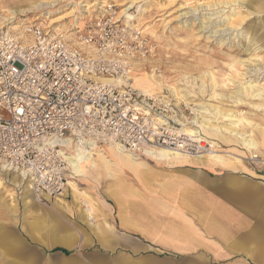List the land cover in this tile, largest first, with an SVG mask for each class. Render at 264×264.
Wrapping results in <instances>:
<instances>
[{"label":"built area","instance_id":"1","mask_svg":"<svg viewBox=\"0 0 264 264\" xmlns=\"http://www.w3.org/2000/svg\"><path fill=\"white\" fill-rule=\"evenodd\" d=\"M139 33L112 15L86 27L82 46L33 21L0 26V166L55 197L66 187L65 157L76 146L118 143L146 155L182 144L181 105L126 80L133 59L147 51ZM194 148L190 155L199 154Z\"/></svg>","mask_w":264,"mask_h":264},{"label":"rangeland","instance_id":"2","mask_svg":"<svg viewBox=\"0 0 264 264\" xmlns=\"http://www.w3.org/2000/svg\"><path fill=\"white\" fill-rule=\"evenodd\" d=\"M74 1L75 3H88L91 7L82 12L84 18L79 22L81 27L78 31L76 29L72 31V34L68 33L63 35L67 40L77 41L86 27L96 20V17H107L108 15L117 18L119 23L125 26L128 31L137 28L138 32L141 31L139 33L140 39L146 43L147 51L143 57L133 59V62L137 63L132 75V80L134 81L133 86L142 92L148 93L149 91H153L155 94L168 95L175 104H180L188 122L186 127L183 126L179 128L178 131L180 133H183V131H185L184 129L196 130L201 127L199 122H196L197 124L199 123V127H195L197 124L194 123V120L202 116L201 113L196 111L202 110L203 108L210 109L211 106L209 107V103L221 106L228 111L243 110L245 113H252L254 115L253 117H255V121L264 125V112L256 111L248 105H236L231 102L232 99H229L230 101L220 100V97L214 96L211 98L210 96L212 92L210 87L213 86V83L217 85L216 89L218 92L227 93L229 95L235 89L233 85L228 82V78L243 80L240 75H238L237 71L239 70L240 72L243 70V66L240 65L239 59L246 56L248 52L245 51V45L248 41V38H243L245 33L248 32L246 35L248 37H254L256 43L253 47H259L261 49V54L259 55H264V26L260 24L264 20V0H253V5L257 6L258 4L261 6L259 11H254L251 7H244V5L238 8V11L246 14L247 17L244 19L242 25L236 27V30L232 32L233 34L229 33L225 35L227 38L230 36V39H228L230 43L223 45L218 44L220 36L207 32L210 27H200L198 20L202 17V13H211L216 8L217 10L224 8L226 12L228 7H222L220 5L219 7L198 8L199 5L207 2V0H64L60 1L54 8L26 10L22 13H18L15 18L9 19L8 21L13 20L16 23L33 21L35 23H40L41 26L53 32L55 31V27H63V24L68 25V23L73 24L77 15L80 16V14L77 12L75 15L61 21V23L49 26L47 23L48 19L45 18L44 12L46 10H51L55 13H57V11H62L61 13H63L69 9V3ZM131 1L133 2L132 6L128 8L127 13L133 16L136 15L137 17L134 20L126 19V13L123 10ZM208 2H210V0H208ZM16 4H18V0H0V17L3 16L7 18V12L4 9ZM143 7L146 8L144 12L141 10ZM232 7L233 6H231V8ZM208 15L207 13L206 16ZM218 15L220 14L212 15V19L210 20L217 21L219 19L216 18ZM196 16H198V19L195 20ZM185 20L186 22L183 24ZM5 23H7V21L3 24ZM10 25L11 23L5 25V27H9ZM60 29L66 31L64 28ZM237 30L239 33L242 31L243 33L235 37L234 35ZM236 42L240 45L238 48L234 49L235 47L232 48L231 46ZM253 42L254 41L251 43ZM262 76L264 77V73L260 75V77ZM260 81L264 82V79L262 78ZM170 86L178 91L185 89L184 91L186 92V89H188L187 91H189L191 96L182 97L181 95L185 93L184 91L175 93L176 91L173 92L174 90L169 89ZM205 87V91L202 92L204 94H202L200 89ZM262 89L264 90V85ZM226 98L227 97H225V99ZM195 102L201 103V106L193 107L192 103ZM254 102H257V100ZM224 123L221 122L219 125ZM239 128L244 130L249 129L245 125H240ZM200 130L205 129L200 128L198 131ZM183 135L185 136V134ZM208 135L209 134L204 133L207 141H213L214 146H212V148L207 146L209 149L206 150L223 151L224 155L233 154L234 160L239 161L238 159H240L245 168L246 165L244 163L254 169L264 170L263 148L253 152L255 154L253 155L234 140L231 142H223ZM200 154H203V152L197 155ZM247 169L254 174L252 170L249 168ZM12 174L13 173L4 174V171L0 170V264H28V261L29 264H63L65 258L57 249L67 251L70 257H91L92 253L90 250H96V248L90 244L92 243L90 237L94 234L95 236H99V212L97 213V218H95L96 216L94 215L93 208L91 213L93 222L90 218L79 215L77 205L74 203V197L70 190L67 191V196L64 195L65 190L62 194L66 196L69 205H71L70 211L67 212L66 215V212L54 207L49 201L34 193L30 195L32 198L31 202L25 205L22 197L24 195L23 184H14L11 180ZM125 174L126 172L119 173L118 178ZM102 175L106 177L104 172ZM93 178L94 177L84 179L78 177L74 180L77 182L76 184L79 190H85L93 196L96 201L94 206H96V203H99L100 200L105 197L102 193L100 178L97 182L94 181ZM18 179L20 178L18 177ZM111 185L112 188L116 186L114 183H111ZM106 187H104V190ZM78 205L85 207L83 201L78 202ZM79 218L85 219L86 222ZM55 224H61L63 228H67L69 231H63L58 227L56 230L57 234L78 236L73 238V240H78L81 244L72 246L70 249L55 243H52L55 244L54 246H46V243H48L52 235V232L47 229L53 228L52 225ZM5 238L7 240L12 239L13 242L14 240L17 241V245L12 248H6L4 245ZM69 262H71V260L66 264H69Z\"/></svg>","mask_w":264,"mask_h":264},{"label":"crops","instance_id":"3","mask_svg":"<svg viewBox=\"0 0 264 264\" xmlns=\"http://www.w3.org/2000/svg\"><path fill=\"white\" fill-rule=\"evenodd\" d=\"M141 156L147 177L125 171L114 182L117 201L104 190L112 181L100 177L105 198L94 206L99 236L90 237L96 250L77 258L57 249L63 264H264V170L246 163L236 171L199 162L166 165ZM68 207L69 212V202ZM52 227L46 246L81 244L68 235L71 244L55 243L58 227L69 231L61 224ZM4 245L17 243L5 238Z\"/></svg>","mask_w":264,"mask_h":264},{"label":"bare ground","instance_id":"4","mask_svg":"<svg viewBox=\"0 0 264 264\" xmlns=\"http://www.w3.org/2000/svg\"><path fill=\"white\" fill-rule=\"evenodd\" d=\"M60 1H64V0H18V4L4 9L7 12L8 17L7 18L3 16L0 17V26L9 25L11 23L9 29L11 30L20 29L22 27L21 22L16 23L13 20L10 21L8 20L15 18V16L18 13H22L26 10L29 11V10H41L42 8H46V9L54 8ZM253 2H254L253 0H248V1L245 0H212L211 1L210 0V2H208L207 0V2H204L202 5H199L198 8L216 7V6L219 7L221 5L222 7L227 6L228 10L225 12L224 8H220L219 10H217L216 8L211 13L207 12L209 14L208 16H206L207 13H202V17L199 18L198 24L202 28L210 27L208 29L209 31L207 32L214 33L220 36V38L218 39V44L223 45L230 43L228 41V39H230V36L227 38L225 37V35L226 34L228 35L229 33H232L234 30H236V27L242 25L244 19L247 17L246 14H243V12L238 11V8H241L242 5H244V7L245 6L251 7V9H253L254 11H259V8L261 6L258 4L257 6L253 5L252 4ZM132 3H133L132 1L131 3L129 2V4L126 5V7L123 9L124 12L126 13V19L129 20H134L137 17L136 15L133 16L127 13V10L129 7L132 6ZM231 6L233 7L231 8ZM90 7L91 5H89L88 3H82V2L75 3L74 1L69 3L68 6L69 9L63 13H61L62 11H57V13H55L54 11L46 10L44 14H45V18L48 19L47 23L49 26L53 24L61 23V21L69 18L70 16L75 15V13L77 12L80 14V16L77 15L73 24L72 23H68V25L63 24V27L54 28L55 31L52 32L53 34L55 33L60 36H63L64 34H68V33L72 34L73 30L77 29L78 31V29L81 27L79 22L82 21L84 18L82 12L88 10ZM141 10L144 12L146 8L143 7ZM215 14H220L216 17L219 19L217 21L210 20L212 19L211 18L212 15ZM97 18L99 17H96V19ZM196 19H198V16L195 17V20ZM6 21L7 23L3 24ZM185 22L186 20L183 21V24H185ZM260 24L261 26H264V20ZM60 28H64L66 31H63V29ZM242 33L243 31L239 33L237 30L234 36L237 37L238 34L242 35ZM247 33L243 35V38L245 39L248 38V41L245 45V51L248 52L246 56L239 59L240 65L243 66L242 67L243 70L240 72L239 70L237 71L238 75H240L241 79L243 80L241 81V80H234L228 78V82L231 85H233L235 89L229 95L227 93L218 92V90L216 89L217 85L213 83L212 84L213 86L210 87V90L212 89L210 96L211 98H213L214 96L220 97V100L232 99L231 102L236 105H248L249 107H251L256 111L264 112V90L262 89L264 82L260 81L262 78L264 79L263 76L260 77V75L264 73V55H259L261 54L260 53L261 49L257 46L253 47L256 41L254 40V37L251 38L246 36ZM252 41L254 42L251 43ZM237 42L231 47L232 48L235 47L234 49L238 48L240 44H238ZM74 44L78 46H82L84 44V41H82V38H78L77 41H74ZM136 64H137L136 62H132L129 76L126 78V80L131 81V86L135 89L137 88L133 86L134 81L132 80V75L134 73ZM100 80L104 82H114L113 79H109V78L106 79L102 78ZM169 89L174 90L173 92L176 91L175 93L185 90L184 89L178 91L177 89L175 90V88L172 86H170ZM205 89L206 87L201 88L200 92L201 93L204 92ZM187 90L188 89H186V92L184 91L185 93L181 95L182 97L191 96L189 91ZM148 93L155 94L153 91H149ZM225 97L227 98L225 99ZM256 100L257 102H254ZM192 106L200 107L201 103L195 102L192 103ZM210 106H211L210 109L203 108L202 110H197L196 112L201 113L202 116L197 117L196 120H194L195 121L194 123L199 122L201 124L200 128H203L205 130L198 131L200 128L196 129L197 131L192 129H184L185 131H183V133L180 132L177 133V135L180 137L183 134H185L184 136L185 138L183 139L182 144L178 145L177 142H175L177 147L150 148L145 152L146 155H144V157L147 156L151 160H155L158 163L161 162V164L163 163L166 165H170L174 163L179 164L180 162L182 163L199 162L204 165L213 164V165L221 166L222 168L236 171V169L242 167L241 165L243 163H241L240 159H238L239 161H235L233 154L224 155L223 151L206 150L212 148V146H214V142L207 141V139L204 136V133H207L209 134L208 136L217 138L223 142H231L234 140L236 141V143L241 144L244 148H246L248 152L252 153L253 155H255L253 152H256L260 148L264 149V125L256 122L255 117H253L254 115L252 113H245V111L243 112V110L228 111L226 109H223L221 106L212 105L209 103V107ZM221 122L222 123L225 122V123L219 125V123ZM187 123L180 125V128L183 126L186 127L188 125ZM198 124L195 125V127H199ZM240 125H245L249 129L248 130H244L242 128L240 129L239 128ZM171 143L173 144V142ZM190 146L195 147L194 149L197 148L198 149L197 153L203 152V154L190 155L191 154L189 153ZM207 146H209V148ZM178 147H180L182 151H180V148ZM203 149H205L206 151ZM65 159L69 164V172L67 175V183H66L67 187H65L66 189L64 188L65 190L64 195L67 194V190L69 189L73 194L74 203L75 205H77L79 215H82L85 218H90L92 222H93V218L91 213L93 211L94 204L96 201L93 198V196H91L85 190H79L78 185L76 184L77 182H75L74 180L75 178L81 177L86 179V178L94 177L93 180L97 182L98 179L101 177L102 173L104 172L106 174V178H108V180H111L112 181L111 183H114L118 181L119 173L120 174L125 173L126 171L134 175L135 178L141 179L147 177L148 169H149L148 166H146L145 164L146 162L143 161V157L141 155H138L135 152L128 151L118 143H109L107 145H97L93 143L92 144L88 143L84 145H79L76 146L73 150H71L70 154L66 155ZM0 170L4 171V174L13 173L11 175V180L14 184L16 185L20 183L23 184L24 195L22 197L24 199L25 205H28L29 202H31L32 198L30 197V195L34 193L36 195H39L43 199L49 201L54 207H57L58 209L63 210L66 213L68 212L69 210L68 203L65 199L57 197L60 195L51 197L48 194H44L43 192L34 191V189L30 186L29 182L27 180H23V177L18 173L10 172L4 166H0ZM18 177L20 179H18ZM163 187L167 190L170 188V185H168V183H164ZM105 193L108 195L109 198L115 199L117 201L112 185L109 186L107 185V187L105 188ZM82 201L85 203V207L78 205V202H82ZM59 237L60 240H58L56 235L52 237L53 239H55V243L59 241L62 242L63 244H68V245L71 244L68 236L59 235ZM13 243H17V242L14 241Z\"/></svg>","mask_w":264,"mask_h":264}]
</instances>
